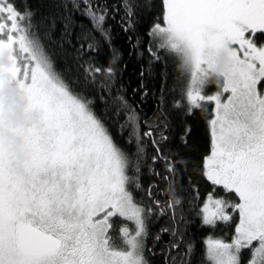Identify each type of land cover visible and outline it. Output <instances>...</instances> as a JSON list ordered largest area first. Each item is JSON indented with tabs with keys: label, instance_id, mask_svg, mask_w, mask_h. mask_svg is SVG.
Returning <instances> with one entry per match:
<instances>
[{
	"label": "snow or ice",
	"instance_id": "snow-or-ice-1",
	"mask_svg": "<svg viewBox=\"0 0 264 264\" xmlns=\"http://www.w3.org/2000/svg\"><path fill=\"white\" fill-rule=\"evenodd\" d=\"M82 2L107 36L104 13L90 0ZM161 3L162 23L158 18L149 30L150 42L188 76L187 91L181 93L186 104L174 106L191 115L201 102L214 103L203 175L234 194L209 193L202 223L215 227L217 221L232 222L233 213L239 217L231 243L209 241L208 260L245 264L247 250V264H264V91L258 87L264 82V0ZM125 9L133 15L131 5L125 3ZM32 15L0 0V61L7 65L0 64V264H148L145 239L153 209L138 203L132 189L141 187L146 163L143 136L153 133L142 136L130 113L127 144L134 142V151L118 144L93 102L55 70L32 31ZM223 52L228 64L219 77L220 90L205 95ZM101 72L111 77L113 69H85L93 81ZM160 139L167 137L161 133ZM152 145L153 164L163 160L172 172L173 162L159 143L153 139ZM114 217L135 226L121 229L119 245L110 235Z\"/></svg>",
	"mask_w": 264,
	"mask_h": 264
},
{
	"label": "trees",
	"instance_id": "trees-1",
	"mask_svg": "<svg viewBox=\"0 0 264 264\" xmlns=\"http://www.w3.org/2000/svg\"><path fill=\"white\" fill-rule=\"evenodd\" d=\"M10 2L22 14L31 11L32 31L55 70L75 92L93 102L96 115L118 144L134 151V142L133 146L127 144L130 113L137 117L142 136L148 131L153 133L152 137L143 136L146 163L140 174L141 187L132 189L138 203L153 209L147 217L144 255L148 264H210L207 240L230 241L235 234L232 222L218 221L215 227L202 223L201 209L212 192L202 166L210 154L208 121L214 103H203L191 115L174 106L176 102L186 104L181 93L187 91L188 77L186 81L187 74L181 71L178 61L150 42L149 30L158 18L162 23L161 0H90L105 15L103 28L107 36L96 28L82 0ZM74 3L80 6L74 7ZM125 3L131 5L132 16L126 14ZM114 52L119 58L114 59ZM90 66L111 67L113 74L108 77L106 72L98 73L93 81L85 73ZM262 85L264 89V82ZM219 90L213 80L208 94ZM161 133L166 140L161 141ZM153 139L159 143L162 155L173 162L172 172L163 160L153 164ZM215 194L222 196L223 191ZM120 222L117 217L110 232L114 233ZM189 245L191 253L187 254ZM249 256L245 250V264Z\"/></svg>",
	"mask_w": 264,
	"mask_h": 264
},
{
	"label": "rangeland",
	"instance_id": "rangeland-1",
	"mask_svg": "<svg viewBox=\"0 0 264 264\" xmlns=\"http://www.w3.org/2000/svg\"><path fill=\"white\" fill-rule=\"evenodd\" d=\"M154 44H156L157 45V43L154 41ZM187 77L188 76H186V81H187ZM211 84H213V80H211L206 86H205V88H204V94L205 95H210V94H208V91H210V88H211ZM262 85V83L258 86L262 91H264V89H262V87H263V85ZM225 95V97L227 96V93H225L224 94ZM185 98V97H184ZM203 103H207V101H205V102H201V105L203 104ZM228 211H230L231 212V209H229ZM234 215L236 216V218H235V220H236V222L238 223V219H239V217H238V214H235L234 213ZM116 218L117 217H114L113 218V222L114 221H116ZM119 218V217H118ZM121 219V222H120V225H118V227L116 228V226H115V230H114V233H112V232H110V235H112L113 236V239L115 240V239H118L117 241L115 240V242L119 245V244H121V229L122 228H124V227H128L130 230H133L134 229V224L131 222V221H127V220H124L123 218H120ZM218 222V221H217ZM116 232V233H115ZM235 235V234H234ZM234 235H233V237H234ZM232 237V238H233ZM213 240H222V239H220V238H218V239H213ZM209 241H211V240H207V243H206V245H207V250H208V243H209ZM224 241V240H223ZM231 241H232V239L230 240V241H224V242H226V243H231ZM208 258V257H207ZM210 262V261H209ZM210 264H211V262H210Z\"/></svg>",
	"mask_w": 264,
	"mask_h": 264
},
{
	"label": "clouds",
	"instance_id": "clouds-1",
	"mask_svg": "<svg viewBox=\"0 0 264 264\" xmlns=\"http://www.w3.org/2000/svg\"><path fill=\"white\" fill-rule=\"evenodd\" d=\"M0 64H3V66H7L6 65V60L4 61H0ZM217 64L218 67L216 69L215 72V76L212 80H214V82L219 86V77L223 74L227 64H228V54L226 52L220 53L217 57ZM17 144H19V141L16 142ZM19 163H23V160H20Z\"/></svg>",
	"mask_w": 264,
	"mask_h": 264
},
{
	"label": "flooded vegetation",
	"instance_id": "flooded-vegetation-1",
	"mask_svg": "<svg viewBox=\"0 0 264 264\" xmlns=\"http://www.w3.org/2000/svg\"><path fill=\"white\" fill-rule=\"evenodd\" d=\"M202 173H203V166H202ZM205 178V177H204ZM206 179V178H205ZM207 180V179H206ZM208 184H209V186L211 185V188H212V192L211 193H213V195L215 196V197H220V196H217L215 193L217 192V191H223L222 189H220V188H218V187H216V186H213L209 181H208ZM215 188V192H213V189ZM222 196H225V198H227L228 196H234V194H225L224 192H223V194H222ZM236 200H238V198H235ZM231 213V212H230ZM233 216H234V220L232 221V223L235 225L237 222H236V220H235V218H236V216L234 215V213H233ZM230 224H231V222H230ZM234 229H235V226H234Z\"/></svg>",
	"mask_w": 264,
	"mask_h": 264
}]
</instances>
